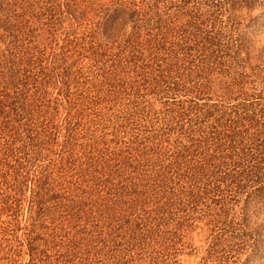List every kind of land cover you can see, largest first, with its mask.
Listing matches in <instances>:
<instances>
[{"label":"rangeland","instance_id":"374dc122","mask_svg":"<svg viewBox=\"0 0 264 264\" xmlns=\"http://www.w3.org/2000/svg\"><path fill=\"white\" fill-rule=\"evenodd\" d=\"M0 97V264H264V0H0Z\"/></svg>","mask_w":264,"mask_h":264},{"label":"trees","instance_id":"16d2710c","mask_svg":"<svg viewBox=\"0 0 264 264\" xmlns=\"http://www.w3.org/2000/svg\"><path fill=\"white\" fill-rule=\"evenodd\" d=\"M72 9H73L72 6H70V5L67 6V10H68L69 13L72 11ZM114 13H117V14L118 13H123L125 16L126 15L127 16H132L134 14H138L139 15L140 12L132 10L129 6L126 5V3H124V4H120L118 6L117 10L114 11ZM1 65H2L1 66L2 68H5V66L3 64H1ZM9 74H10V72L7 73V72H5V70H3V73L1 75L3 77V79H4V81L6 82L7 86H10V81H11V77H10ZM158 78L159 77L156 76V78L153 80L155 82V86L156 87H160L159 86V82L157 80ZM163 79H166V78L163 77ZM175 85H177L179 87L180 84L176 83ZM8 101H9L8 97H2V98L0 97V115H2V116H4L5 114H11L14 111V110L13 111L11 110L12 108H10L11 106L8 105ZM6 107H8L9 109L7 110ZM22 108H24V106ZM36 198L39 199L38 196ZM39 202L40 201L37 200L36 204H39Z\"/></svg>","mask_w":264,"mask_h":264}]
</instances>
